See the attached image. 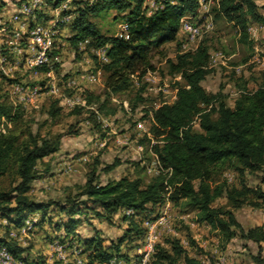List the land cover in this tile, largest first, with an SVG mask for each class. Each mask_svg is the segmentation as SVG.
<instances>
[{
    "label": "trees",
    "instance_id": "trees-1",
    "mask_svg": "<svg viewBox=\"0 0 264 264\" xmlns=\"http://www.w3.org/2000/svg\"><path fill=\"white\" fill-rule=\"evenodd\" d=\"M145 0H98L94 5L79 8L72 26L73 34L68 41L77 51L81 43L92 42L96 47L109 45V61L101 67L106 75L105 96L89 93L87 105L105 115L117 113L111 105V95L128 91L133 77L140 81L149 71L159 67L154 62L155 53L163 54L165 44L176 42L183 17L196 15L199 0H165L164 8L151 15L143 9ZM117 10L126 19L132 31L129 40L115 35H105L90 19L104 11ZM219 16L234 24L239 33V42L252 46L249 22L264 25V15L255 0H219ZM96 59V57H95ZM97 64L99 62L96 60ZM170 74H180L184 83H178L177 100L161 104L150 113V136L143 135L138 144L156 154L161 171L148 184L143 179L123 176L119 179L100 181L94 168L88 174L79 196L86 197L88 209L101 207L108 214L130 211L124 216L129 221L127 235L117 242L104 244L100 233L83 240L93 249L90 260L85 264L106 263L122 253L123 244L138 240L142 244L145 236L144 222L141 226L136 218L155 219L160 206L168 197L173 204L192 211H198V222L210 225L221 235L223 243L236 237L264 242V228L245 229L238 221L235 210L246 205L264 207V189L243 183L242 187H230L219 177L226 169L236 170L242 177L247 172L259 174L264 184V70L259 86L250 89L248 81L240 86L241 92L233 107L224 101H217L216 94H210L202 81L215 69L210 64V47L201 43L195 51L179 53L176 59L167 60ZM48 71L47 66L39 69ZM145 84L137 91L132 109L146 103ZM215 114L217 116L215 117ZM199 119L200 131L193 128L195 118ZM13 124L7 132L0 131V177L10 175L13 181L9 188H0V217L12 226H21L27 213L46 210L53 202L34 200L29 191L38 178L36 164L58 149V140L41 137L33 133L29 125L24 128L23 113L8 103L0 91V120ZM119 161L107 165L103 170L110 172ZM219 198H227L229 207L214 206ZM73 202L74 199H68ZM70 216L65 225L67 235L75 232L80 219L72 216L82 213L73 204L62 208ZM97 214H102L97 211ZM110 216V215H109ZM144 221V220H142ZM170 247L158 244L151 264H205L201 259L190 256L179 240L169 242ZM0 244L7 246L17 257L24 258L29 249L14 239L0 237ZM137 247V245H136ZM264 264V259L255 257ZM149 263V264H150Z\"/></svg>",
    "mask_w": 264,
    "mask_h": 264
},
{
    "label": "rangeland",
    "instance_id": "rangeland-1",
    "mask_svg": "<svg viewBox=\"0 0 264 264\" xmlns=\"http://www.w3.org/2000/svg\"><path fill=\"white\" fill-rule=\"evenodd\" d=\"M24 1L27 0H0V44L9 39L15 31L16 24L12 20V15ZM255 1L260 7V12L264 15V0ZM46 2V8L44 12L38 13V18L44 17L45 11L54 13L55 0ZM203 11L213 18L214 29L190 45L205 43L210 47V64L215 71L208 75L202 84L208 93L217 95L216 103L218 100H222L227 105L234 106L241 92L240 86L244 81H248L249 86L253 89L261 82V72L264 70V25L254 21L249 22L250 39L252 40V46H249L239 42V33L234 24L219 16L218 0L210 2L209 7ZM121 16L122 14L117 10L112 9L99 15H90V19L103 34L111 36L117 33L119 23L123 20ZM73 21L67 25L63 32V40H68L72 36L71 24ZM29 25H33L32 19L28 23ZM64 26L65 24H62L61 27ZM181 39L186 40L180 32L179 40L181 41ZM22 46L25 47L22 55L15 50L11 51L4 45L0 52L11 58V61L17 58H21L23 61L27 56L26 51L29 50L27 38ZM95 48L97 47L92 42L86 41L81 43L76 51L68 41L67 46L59 47L61 61L53 63L50 67L51 71L42 75L32 76L23 66H21L22 71L14 73V76L5 75L0 71V91L8 103L23 113L27 121L24 128L29 125L33 133L59 141L56 152L37 162L38 178L32 183L29 191L34 200L53 202V204L46 210L28 212L27 218L18 227L9 225L10 222L7 219L0 217V237L8 239H13L10 235L12 231L26 227L27 223L33 224L30 226L32 228L27 229L26 234L22 232L19 237L25 240L26 246L24 247L28 248L30 252V254L24 252L23 256L34 259L33 261L36 263H46L48 255L52 253L51 245L54 240L74 243L79 241L86 259L85 263H87L93 249L87 248L83 240L91 239L100 233L99 236L104 239V244L109 245L112 241L117 242L121 237L127 235L129 221H125L124 216L129 215L128 212L119 211L108 214L101 207L88 209L86 197H78L82 186L87 182L88 174L94 168L97 169L101 182L128 176L139 177L143 179L144 184H148L155 176L154 172L148 170V166L152 165L154 160L152 151L149 147L147 150L138 144V139L143 136V132L138 129L137 122L144 120L146 128L150 127V113L163 101L165 96L163 91H157L154 85L149 87L151 82H146V78L140 81L138 77H133V85L130 90L111 95L110 103L118 109L114 115H105L100 112L101 116H98L92 108L78 106L72 108L65 102L66 97L73 96L87 99L89 93L102 94V98L105 96L106 75L104 70H102L100 82L94 83L88 79L93 71L96 72V55L93 52ZM162 50L163 54L155 53L153 59L159 67L158 76L162 78L158 81L157 86H163L164 82L168 80L170 91L166 95L170 97L175 93L174 90L178 83H184L182 77L180 80L177 79L178 74L169 73L167 63L168 59H176L180 49L176 43L170 42L165 44ZM22 79L41 90L42 95L36 103L27 104L13 96L12 84ZM52 82L57 84L59 89L57 94L49 91V85ZM143 84H145L143 93L148 100L132 109L131 102L136 101V93ZM150 88H156V90ZM216 116L217 114H215ZM12 127L13 124L6 119L0 120V131L7 132ZM193 128L196 131L201 130L197 117L193 122ZM116 161H119V164L115 169L110 172L103 170L107 165ZM258 175L247 172L242 177L236 170L226 169L219 179L220 181L226 180L230 187L241 188L243 183H246L251 187L261 186L264 189V184L261 183ZM12 181L13 176L0 177V188H9ZM70 198H73L74 201L69 202ZM73 204H77V207L82 209V213L72 216L80 219V224L75 232L67 235L65 225L71 215L64 212L62 208L70 207ZM214 206L229 207V201L227 198H219ZM97 211L102 215L99 216ZM235 211L242 221L248 213L264 217V207L254 208L246 205ZM169 215V224L160 227L158 244L170 247V241L179 240L190 256L202 259L205 264L230 263L226 255V247L221 242V235L210 225L198 222V211H192L180 204L172 203ZM149 219L151 218H136L140 221L141 226L142 222ZM39 234L41 236H38ZM44 242L45 244H43ZM46 242L51 245L49 246ZM137 243H139L138 240L125 242L122 253L124 255L130 251L133 253L132 248L138 246ZM251 255L253 258L260 256L264 259L262 250H256V256ZM134 257L136 255L119 256L116 257V262H128ZM250 260L244 258L242 264H250ZM60 263L54 262V264Z\"/></svg>",
    "mask_w": 264,
    "mask_h": 264
},
{
    "label": "built area",
    "instance_id": "built-area-1",
    "mask_svg": "<svg viewBox=\"0 0 264 264\" xmlns=\"http://www.w3.org/2000/svg\"><path fill=\"white\" fill-rule=\"evenodd\" d=\"M46 1L47 0L24 1L13 13L12 20L16 24V29L13 31L9 39L2 41L3 43L0 44V50L4 45L7 46L8 49H11V51L15 50V52L22 55L24 54L25 48L22 46V44L26 38L28 40L29 50L26 51L27 56H25L23 61L21 58L11 61V58L0 52V71L5 75L14 76V73L16 74V72L22 71L21 66H23L26 71H29L32 76L50 72L51 65L55 62L61 61V55L58 51V37L61 34L62 24L67 26L75 19V14H78L79 8H85L87 6L94 5L98 0H55V18L52 24L38 20V13L40 11L44 12V9L46 8L45 5L47 3ZM164 1L165 0H145L143 9L146 11L147 15H151L159 9L164 8ZM210 2H213V0H199L200 7L198 13L196 15H188L182 18L179 33L181 32V34L185 36L186 40L184 41L181 39L182 44L179 53L195 51L199 45L197 44L195 46H191L190 44H194L204 34L214 29L213 18L203 11V9L209 7ZM206 11L208 12V9H206ZM31 19L33 20V25L28 26V23ZM115 36L126 40L131 39L132 31L129 22L126 19L119 23V27ZM108 49L109 45H104L93 49L99 65L96 62V72L93 71V73L88 76L89 81L94 83L101 81L103 70L101 65L102 63L109 61ZM44 66H47L49 70H39ZM144 78H146V82L156 81V83L162 79L160 76H158V70L149 71L144 76ZM156 88L157 91H163V93H165L163 101L157 105V108L161 104L173 103L177 100L176 92L170 97L166 95L170 91L168 89L167 82H164L163 86H157L156 84ZM156 88L152 89L156 90ZM49 91L53 94L58 93L59 89L55 82H52L51 85H49ZM12 94L24 103L33 104L38 101L42 95V92L38 87L30 85L27 80L22 79L12 84ZM65 102L69 107L72 108L76 106L92 108L95 110L98 116H101L100 112L87 105V100L85 98L74 96L66 97ZM137 127L141 132H143V135H151L149 128H146V122L144 120L138 121ZM153 155V164L148 166L149 172H154L155 175H158L161 173V171L169 172L170 169L164 170L161 167L156 154L153 153ZM171 205L172 202L167 197L165 199V203L160 206L159 213L156 218L149 219L144 222L145 236L140 248L138 249L136 257L132 258L128 262H116V258H114L106 264H149L156 252L160 237L159 234L161 231L160 227H165L169 224V209ZM32 225L33 224L30 225L27 223L26 227H21V229L17 231H12L10 234L11 237L22 247L26 246L25 240H22V238L19 237V234L22 232L26 234L27 229L29 230L32 228L30 227ZM51 248L52 253L48 255L46 263H36L33 261L34 259H28V257H17L7 246L0 244V264H54L56 261L61 263L71 262L73 264H85L86 259L80 248L79 241H75L74 243L71 241L54 240L52 242Z\"/></svg>",
    "mask_w": 264,
    "mask_h": 264
},
{
    "label": "crops",
    "instance_id": "crops-1",
    "mask_svg": "<svg viewBox=\"0 0 264 264\" xmlns=\"http://www.w3.org/2000/svg\"><path fill=\"white\" fill-rule=\"evenodd\" d=\"M40 14L43 15L44 13H40ZM54 15H55V12L54 13H51V11H45V16L44 17L43 16L40 17L38 20L43 21V22L48 23V24H52L54 22V18H55ZM48 16H50V18H48ZM66 27L67 26H64L61 29V34L58 37V45H59V47L60 46H64L65 47L68 44V40L67 39L66 40H63L62 39V35H63V32H65ZM178 38H179V34H178ZM173 43H176V42H173ZM175 75H177V74H175ZM179 75L180 74H178V76H177V79L178 80H180V78L182 77L181 75L180 76ZM156 84H157L156 81H152L149 84L150 85L149 87H152V85H154L156 87ZM150 89H152V88H150ZM177 89L178 88L176 87L175 90H174L176 92V94H177ZM250 89H253V88L250 87ZM153 90L155 91V89H153ZM231 107H233V106H231ZM127 212L129 214L131 213L130 211H127ZM235 215H236L238 221L242 224V226L245 229H251V228H255V227H263L264 228V217L262 218V217H258L256 215H253L251 213H248L247 216L245 217V219L242 221L238 217V213L236 211H235ZM260 220H262V221H260ZM38 236H41V234H39ZM221 242L223 243L222 240H221ZM43 244H45V242ZM47 244L49 246L51 245L49 243H47ZM236 244H237V246H236ZM224 245L226 247L225 249H226L227 258H228V260L230 262L229 264H242L244 258L251 259L249 261L250 264H260L255 258H253V255L250 256V254H254V256H256V250H258V251H261V250L264 251V242L261 243V244H257L256 242H254L252 240H247V239H243V238H240V237L239 238L236 237L232 241H230V242H228L226 244L224 243ZM140 246L141 245H138L134 249L132 248V251L134 250L133 253L129 250L130 253L128 252L126 254H129V256L137 255V252H138V249L140 248ZM236 247H238V248L236 249ZM252 258H253V260H252ZM106 263H108V262H106ZM106 263H101V264H106ZM60 264H73V263L69 262V263H60Z\"/></svg>",
    "mask_w": 264,
    "mask_h": 264
}]
</instances>
